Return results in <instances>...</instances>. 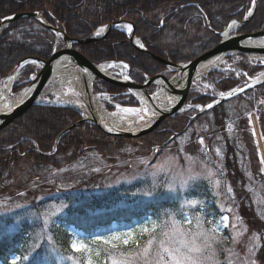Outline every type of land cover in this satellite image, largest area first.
Listing matches in <instances>:
<instances>
[{"label":"trees","instance_id":"16d2710c","mask_svg":"<svg viewBox=\"0 0 264 264\" xmlns=\"http://www.w3.org/2000/svg\"><path fill=\"white\" fill-rule=\"evenodd\" d=\"M251 7L252 0H0V22L18 13L38 12L46 24L61 29L73 39L83 40L102 25L125 20L134 24L136 36L149 52L172 63H186L213 49L220 41L217 33L232 19L242 20ZM262 28L264 0H258L255 15L241 32L253 33ZM56 45L55 33L39 21L32 18L12 21L0 34V81L26 57L48 59ZM61 46L60 41L58 47ZM74 48L95 64L112 60L129 64L131 77L139 84L147 77L166 73L160 62L135 48L127 34L118 29H112L103 40ZM240 67L250 73L258 71V68L250 69L245 62ZM36 72L35 66H25L13 91L24 88ZM228 80L219 82L218 87L225 90L239 84L236 79ZM101 90L117 95L116 101L124 105H138L135 97L123 95L125 90L118 86L99 81L94 91ZM261 94H264V84L232 99L240 104L234 112L255 107ZM196 101L205 104L208 99L200 96ZM228 102L197 114L193 120L189 113L169 117L158 130L139 139L110 136L92 124L78 123L80 114L68 107L33 106L22 118L0 131V196L11 194L16 199L14 203L23 204L15 213L17 215L6 214L1 218L3 223L0 225L5 227L19 218L23 221L13 233L0 235V262L10 264V256L21 254L20 247L37 228V224L28 218L40 214L49 204H83L98 210L105 202L110 203L108 199L115 200L110 192L88 197L82 194L93 188L90 184L99 189L105 187V182L101 183L103 172L101 177L85 173L96 153L115 160L119 146L130 141L141 143L146 151H159L169 140L180 137L179 134H185L193 126L199 128L212 113L219 116L218 125L220 117L228 115ZM259 111L264 132V108ZM71 126L73 128L68 131ZM82 168L83 171H78ZM50 169L56 170L57 174L49 175ZM18 171H21L22 179L18 177L19 173L16 175ZM153 204L151 200L121 210L84 211L81 215L65 213L49 221L52 236L62 248L70 250L72 230L95 235L114 223L119 227L127 225L132 218L142 216L144 212H138L144 208L147 212L156 210ZM208 208L216 210L215 203ZM249 224L254 228L258 225L252 220Z\"/></svg>","mask_w":264,"mask_h":264},{"label":"rangeland","instance_id":"374dc122","mask_svg":"<svg viewBox=\"0 0 264 264\" xmlns=\"http://www.w3.org/2000/svg\"><path fill=\"white\" fill-rule=\"evenodd\" d=\"M243 60L245 59H238L235 63L242 64ZM251 63L249 60L250 69L256 67ZM220 73L212 75L211 79L230 81L233 76L225 70ZM205 75L206 73L200 78ZM63 76L56 74L47 85L40 97L44 102L70 104L48 92L54 82L62 83ZM201 82L198 81V86H201ZM7 85L11 96L19 94L13 91L11 80L0 84V91ZM93 85L95 87L97 84L94 82ZM75 86L61 85V91L64 95L76 97V103L85 107L84 103L78 101V93L73 92ZM208 86L215 94L220 93L213 84ZM158 90L159 87L152 94L159 92ZM199 91L200 88L194 90ZM134 95L140 107L131 109H139L142 107L141 100L137 93L134 92ZM104 98L107 99V105L114 107V112L121 110L113 99ZM190 101L193 102L192 99ZM261 104L264 105V100ZM227 105L228 115L220 117L218 125L216 122L219 116L212 113L199 128L193 126L185 134H179L180 137L174 141L167 140L159 151H146L141 143L130 141L119 146L120 154L116 151L115 160L107 159L106 154L96 153L91 157V167L86 168L85 173L101 177L103 172L101 183L105 182V187L99 189L90 184L93 187L91 191H84L82 194L88 197L110 192L115 200L112 202L111 198L108 199L110 203L105 202L98 210L83 204H49L43 212L28 218L30 222L37 224V228L20 247L21 254L10 256V264L13 260L16 264H167L168 256L161 245L164 248L179 247V239L191 242L193 237L201 252L192 255L199 258L200 264H264L262 118L258 114L260 127L251 123L257 103L250 110L237 114L234 111L240 105L238 101L231 100ZM21 171L16 172L20 179ZM78 171H83V168ZM56 174V170L50 169L49 175ZM151 200L156 210L147 212V208H144L138 212L144 214L132 218L130 224L119 227L114 223L95 235H83L71 229L70 250L62 248L52 236L49 221L55 220L59 215L121 210L135 203ZM14 202L16 199L11 194L0 196V223H3L1 218L4 215H17L15 213L20 211L19 206L23 204ZM212 203H215L216 210L208 208ZM224 217L228 219L224 220ZM21 219L7 224V227L0 225V235L13 233L22 223ZM249 220L256 221L257 227L251 226ZM129 231L133 235L125 244L124 239ZM177 233H184V236L178 237ZM115 235H120L121 239L114 240ZM173 239L177 243L172 244ZM73 243L84 245L83 250L74 251Z\"/></svg>","mask_w":264,"mask_h":264},{"label":"water","instance_id":"95a60500","mask_svg":"<svg viewBox=\"0 0 264 264\" xmlns=\"http://www.w3.org/2000/svg\"><path fill=\"white\" fill-rule=\"evenodd\" d=\"M257 0L254 5V9L252 13L256 11ZM38 14V15H37ZM253 14L248 17L247 20H243L241 25L248 22V20L253 16ZM23 18H32L41 22L43 25L48 27L51 31H53L58 37H62V41L64 43V48L56 50L52 53V55L48 59H42L37 57H26L22 59L8 77H11L19 72V70L27 65L28 63H24L25 61H39L41 69L39 72L34 75L30 79V83L24 89H30L25 96L18 101L13 108L8 111L0 112V131L5 127L12 124L14 121L22 118L33 106L40 105L42 102L40 101V95L43 90L46 88L48 83L55 77L56 74V63L59 60H65L69 64L75 65L77 70H80L83 73L90 72L94 75L95 78L103 80L106 83L113 84L119 86L121 88L131 89L133 91H137L142 93L148 101H150L151 105L156 109L158 114L153 118L150 124L146 127L140 129L139 131H121L114 132L110 130H106L102 125H100L95 120L89 121L83 118L80 122H92L96 127H98L102 132L107 135L117 136L122 138L135 139L142 136H146L152 132H154L162 122L168 117H173L179 113H182L186 110L185 103L187 101L191 84L193 79L197 76V72L199 68L209 61H218L221 57L230 55V54H242V55H256V56H264V44L257 45L252 43V41L263 39L264 38V30L258 31L250 34H240L234 35L229 38H224L221 42L212 50L202 54L195 60L182 65L176 64L167 61L162 57H158L148 50L140 47L136 44L135 37V27L132 23L126 21H118L105 26L103 30V34L98 37V35H94L85 40H77L71 39L64 31L59 28H54L45 23V21L41 18L39 13L37 12H23L15 14L8 19H4L0 23V33L1 31L12 21L23 19ZM121 25H131L133 28L132 33L129 34L130 42L140 51L144 52L150 58L160 62L162 65L167 67L174 75L171 78L166 77L165 75H156L154 77H149L147 82L144 84H137L133 81L122 80L113 78L104 72H102L96 65H94L88 58H86L80 51L73 48L74 45H81L99 41L103 39L113 28L121 29ZM219 35H223V33H219ZM35 77V78H34ZM263 80H258L254 83L248 84L245 87L237 89L231 93H229L224 100L233 98L251 88H254L260 85ZM151 85H160L169 95V97L173 100V104L167 108L162 109L159 107L153 100L152 95L148 92V87ZM23 89V90H24Z\"/></svg>","mask_w":264,"mask_h":264},{"label":"bare ground","instance_id":"6f19581e","mask_svg":"<svg viewBox=\"0 0 264 264\" xmlns=\"http://www.w3.org/2000/svg\"><path fill=\"white\" fill-rule=\"evenodd\" d=\"M237 27V23L231 24L228 30H232ZM121 28L127 31L124 25ZM101 31H99L100 33ZM128 32V31H127ZM264 62V58L262 59ZM109 65L103 64L99 66L102 72L110 73L111 68ZM216 66L212 62H207L203 64L199 69V75L202 76L205 72ZM114 68L120 70L122 67L120 65H115ZM56 74L64 75L62 78V83L59 81L54 82L53 87H51L48 92L54 93L58 97L65 100L67 103H76V97L70 95H64L61 91V85H76L74 88V93H78V101L84 103L85 107L79 106V110L85 116L91 120H95L100 125H102L106 130L121 132V131H139V129L147 126L152 119L157 115L156 109L151 105L150 101L143 95L138 93V97L141 100L142 107L139 109H121L118 112L111 113L108 112L104 106V103L100 95H95L92 92V83L94 75L90 72L83 73L74 65H70L65 60H59L56 63ZM75 80H77L75 82ZM9 85H7L3 90L0 91V112L8 111L14 107V105L20 101L30 89H24L18 95L11 96L9 93ZM153 100L162 109L169 108L173 102L169 99L168 95L165 93L164 89L153 95Z\"/></svg>","mask_w":264,"mask_h":264},{"label":"snow or ice","instance_id":"6c2138e0","mask_svg":"<svg viewBox=\"0 0 264 264\" xmlns=\"http://www.w3.org/2000/svg\"><path fill=\"white\" fill-rule=\"evenodd\" d=\"M256 0H252V4L255 5ZM252 10L249 9L247 16L244 17L245 20L248 19V17H250L252 15ZM38 15V14H37ZM5 20L8 18H4ZM233 24L236 23L235 20L232 21ZM125 28H127L128 33H132L133 28L131 25H124ZM59 35V34H57ZM97 35H99V32H97ZM137 43L139 44V41H137ZM140 47H143L142 44L139 45ZM24 63H36L39 64V61H25ZM109 67H112V65H109ZM124 68H128L127 64L123 65ZM35 78V77H34ZM129 79L128 77H125V80ZM208 108H212L213 105L210 103L207 105ZM203 141H201L202 143ZM261 163H264V158H262ZM228 217H224V220H227ZM226 226V225H225ZM133 233L131 231H129L127 233V238L124 239V243L127 244L129 242L130 237H132ZM178 237H183L184 233H177ZM114 240H120L121 236L120 235H115L113 236ZM207 240V237L205 236V241ZM105 243H108V240L104 241ZM172 244L177 243L176 239H173L171 241ZM178 243L180 244L179 247H168V248H164L163 244L161 245L163 252H165L168 256V261L167 264H200L199 258L198 257H194L192 255V253H200L201 252V248L196 244L195 242V237L192 238L191 242L185 241L184 239H179ZM72 248L74 251L76 252H80L81 250H83L84 245H77L76 243L72 244ZM12 264H16V261L13 260ZM253 264H255V262H253Z\"/></svg>","mask_w":264,"mask_h":264}]
</instances>
